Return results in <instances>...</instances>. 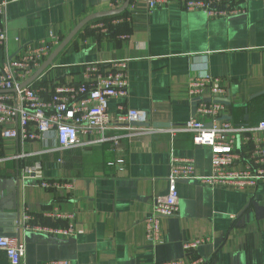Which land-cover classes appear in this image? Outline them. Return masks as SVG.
Wrapping results in <instances>:
<instances>
[{"label": "crops", "instance_id": "crops-1", "mask_svg": "<svg viewBox=\"0 0 264 264\" xmlns=\"http://www.w3.org/2000/svg\"><path fill=\"white\" fill-rule=\"evenodd\" d=\"M114 1L8 3L0 15V26L7 33L0 47V67L24 44L38 46L50 35L61 43L88 15L115 9ZM242 6L244 11L235 15L209 18L199 9H185L181 0L152 11L144 2L130 0L122 12L84 24L34 79L35 84L43 86L48 97L58 84L85 81L87 63L104 67L108 61L127 59V96L108 100L110 114L122 104L144 111L149 125L180 126L197 117L200 104L217 102L223 106L217 122L256 126L264 118V0H249ZM201 74L218 78L222 92L212 94L205 88L190 95V78ZM199 118L210 124V118ZM56 146L52 131L43 142L6 138L0 139V155ZM249 146L236 147L239 160L233 169L243 170L249 164ZM172 155L191 158L200 176L212 172L210 149L195 145L189 131H154L124 137L118 149L109 142L24 161L54 163L42 171L43 178L57 183L52 188L16 180L23 161L6 159L0 162V200L12 192V208H0V235L21 237L22 264L61 259L70 264H158L195 256L207 264H264L263 179L240 190L198 179L179 180L178 213L160 219L159 243L146 238L145 220L154 198L167 192ZM119 158L122 164L116 162ZM54 208L72 213L73 221L46 217ZM23 213L33 216V223L74 224L81 232L52 237L24 231ZM198 237L208 241L193 253L185 252L183 243ZM0 264H11L1 250Z\"/></svg>", "mask_w": 264, "mask_h": 264}, {"label": "built area", "instance_id": "built-area-1", "mask_svg": "<svg viewBox=\"0 0 264 264\" xmlns=\"http://www.w3.org/2000/svg\"><path fill=\"white\" fill-rule=\"evenodd\" d=\"M16 0H0V15H3L8 3ZM124 0L114 1L113 8L119 7ZM145 3L149 11L167 5L171 0H139ZM249 0H181L187 10L199 9L207 17L229 16L244 11L242 3ZM104 29V27H103ZM7 40L5 29L0 26V47ZM59 37L41 41L38 46L24 44L15 56L5 60L0 67V139L16 138L24 142H43L49 132H54L57 141L55 148L26 153L18 152L6 159L23 161L18 169L16 180L37 181L43 188L55 187L57 183L43 178L44 168L54 163H44L41 159L26 163L33 156H42L47 152L63 151L75 147H86L102 143H112L117 149L124 137L148 134L154 131H189L195 145L206 146L211 151L212 172L208 176L197 174L191 158L171 156L167 177L168 188L163 196L154 198L150 215L145 220V235L153 243H159L161 237L160 219L174 216L179 210L177 182L179 180L198 179L208 184H228L235 189H243L264 180V118L256 126L235 125L229 121L217 122L222 105L217 102L202 103L197 107V117H191L180 126L141 125L147 122L144 111L118 105V111L110 114L108 100L113 97L127 96V59H116L104 63L91 62L85 65V81L78 85L58 84L53 93L46 97L43 86H36L35 80L21 86L41 66L47 57L59 45ZM208 88L212 94L222 92L219 79L207 74L190 78L189 93L196 95ZM3 91V92H2ZM199 117L210 118V124ZM249 144V164L243 170L233 169L239 160L236 147ZM62 160L57 159L60 163ZM122 164L123 159L116 161ZM17 181V182H18ZM69 185V184H68ZM46 217L73 221L72 213L61 212L58 208L45 213ZM22 230H33L52 237H70L81 232L74 224L67 227H54L33 223V216L23 213ZM20 221V219H19ZM207 237L187 240L183 248L193 253L197 247L206 243ZM0 250L4 251L11 264H22L25 244L17 235H0ZM43 264H70L68 260H50ZM158 264H207L199 256L181 258Z\"/></svg>", "mask_w": 264, "mask_h": 264}, {"label": "water", "instance_id": "water-1", "mask_svg": "<svg viewBox=\"0 0 264 264\" xmlns=\"http://www.w3.org/2000/svg\"><path fill=\"white\" fill-rule=\"evenodd\" d=\"M130 0H125L124 3L122 4V6L115 8V9H111L108 11H103V12H99V13H94L91 15H88L85 19H83L70 33L69 35H67V37H65V39H63L61 41V43L54 49V51L47 57V59L41 64V66L33 73V75L27 79L26 81H24V83H22L21 86H26L27 84H29L30 82H32L35 78H37L44 70L45 68L50 65L53 61V59L57 56V54L62 50V48L69 42V40L78 32V30L84 25L86 24L88 21H90L91 19L94 18H98L101 16H106V15H113V14H118L120 12H122L123 10L126 9V7L128 6ZM3 92V91H2ZM141 125H149V123L145 122L142 123ZM13 187H11L12 189ZM11 198H12V192L8 193L7 197L3 198L0 200V208L1 209H11L12 205H11ZM8 200V201H7ZM7 203H4L6 202Z\"/></svg>", "mask_w": 264, "mask_h": 264}, {"label": "trees", "instance_id": "trees-1", "mask_svg": "<svg viewBox=\"0 0 264 264\" xmlns=\"http://www.w3.org/2000/svg\"><path fill=\"white\" fill-rule=\"evenodd\" d=\"M112 17H114V16H112Z\"/></svg>", "mask_w": 264, "mask_h": 264}]
</instances>
